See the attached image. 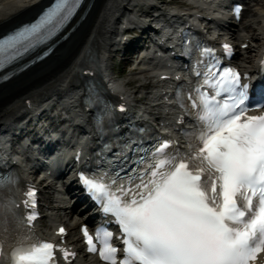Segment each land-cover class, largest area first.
I'll list each match as a JSON object with an SVG mask.
<instances>
[{
  "label": "snow or ice",
  "instance_id": "6c2138e0",
  "mask_svg": "<svg viewBox=\"0 0 264 264\" xmlns=\"http://www.w3.org/2000/svg\"><path fill=\"white\" fill-rule=\"evenodd\" d=\"M80 2L54 0L35 21L0 37V71L56 36ZM196 75L202 78L187 97L190 104L177 96L197 126L187 134L189 152L168 151L170 141L133 147L138 143L133 138L112 161L115 166L119 157L127 160L130 151L127 167L81 177L121 233L123 257L118 259L111 231L97 228L94 237L82 228L87 251L98 253L103 264H255L264 253V115H248L264 108V85L257 86L250 108L248 85H241L235 70L210 64ZM87 100L97 105V123L107 121L111 111L94 88ZM4 183L0 179V188ZM59 235H65L63 228ZM57 251L65 261L73 255L49 242L21 244L12 250L10 264H57Z\"/></svg>",
  "mask_w": 264,
  "mask_h": 264
},
{
  "label": "bare ground",
  "instance_id": "6f19581e",
  "mask_svg": "<svg viewBox=\"0 0 264 264\" xmlns=\"http://www.w3.org/2000/svg\"><path fill=\"white\" fill-rule=\"evenodd\" d=\"M91 1V8L87 13L85 19L80 23L78 28L73 31L68 38L56 46L54 52L42 62L35 64L33 67L25 70L19 75L13 77L7 82L0 84V137L10 136L12 140L17 138V135L13 133L17 130L16 125H20L25 119L31 117L33 113L44 114L46 113L52 104H57L61 102L63 107L70 109L74 117V121L79 123L82 116L79 113L81 107L77 104L81 101L82 96L85 98V88L80 83L76 71L80 66L83 65L82 72L89 69L90 71H95V76L97 83L101 86L103 85V78H107L109 73L113 72L109 67V58L112 56L114 44L113 41L117 36L119 29L122 28L124 24L127 23V31L133 30L130 20V15L134 8H137L140 0H89ZM48 0H41L34 4H27L23 0H0V33L8 30L9 28L17 25L18 23L28 19L30 16L35 14ZM89 2L87 3V5ZM169 4L168 0H163L161 6ZM259 6L264 8L263 0H260ZM164 7V6H163ZM163 11L162 7L159 9ZM138 12V11H137ZM250 13L253 18L251 19L252 24L246 23L244 29H247L244 34L235 35L233 33V40L238 41L241 38V43L245 38H251L252 41H257L258 36L250 34L251 31H254V28L257 29V24L255 20L264 13L263 10H257L254 12L249 6L246 8V14ZM145 14V13H144ZM163 16V13H161ZM80 14H78L79 16ZM126 20V21H125ZM125 21V22H124ZM71 26L68 27V29ZM126 36V33H122V36ZM239 43V44H241ZM157 44V36L154 34L151 35V45ZM151 45L147 46V53H151ZM87 50V51H86ZM121 51H116L115 55ZM126 49H124V54L115 59L116 61V73L121 71V65L126 67L129 63V59H124L121 63V57L125 56ZM85 53H88V58L85 57ZM145 54V61L143 62V67L140 66L141 71H147L151 67V56ZM119 56V54H118ZM91 57V58H89ZM121 63V65H119ZM139 72V81L141 77L142 80H147V77L151 80L149 82L143 81L139 86V81L133 82L135 87L127 88L126 84L115 82L112 78L109 79L112 87L109 89L110 94L112 91L119 92L124 91L127 95V113L128 116H132L133 112V99H137L139 96V88H141L146 96L141 99H137L138 103L142 108L146 109L147 107V97L153 96L157 91L160 92V87H151L152 84V73L151 72ZM130 84L131 80L127 81ZM107 89L105 88L104 91ZM135 91V93H134ZM137 93V95H135ZM81 97V99H80ZM132 97H134L132 99ZM31 99L33 101H31ZM160 100L156 99L154 103L150 106L151 116L154 118H165L170 114L169 107H161ZM25 103H31L34 110H27ZM108 101L106 102V104ZM29 111V112H27ZM90 117V115H88ZM4 120H7L5 124ZM124 128H125V122ZM87 126V124H86ZM87 135H90V132H86ZM5 135V136H4ZM92 133V137H93ZM21 141L22 138H19ZM4 143V140L0 138V148ZM60 145L59 143H56ZM55 150V147L50 148V152ZM54 155V152H51ZM4 154L0 153V162L5 160L3 157ZM35 158V157H34ZM16 169V168H15ZM22 173L21 169L19 171ZM5 174V173H4ZM31 175V172H26V177L28 178ZM61 175V177H59ZM65 173L55 174L52 176L54 182L53 185L49 184V187H44L41 185L37 190L47 191L48 198L52 201H55L56 204H53L51 209L47 208L49 203H46V210L48 214L43 217L41 214V223L38 226L39 232L45 233V229L51 225L49 219L55 221L57 216L61 214L66 216V209L64 206L68 204L67 199L60 200L61 187L63 185L57 186V183L63 184V177ZM13 183H16L15 176L13 175ZM56 181V182H55ZM26 188L28 185L26 182L18 185L20 187ZM75 186V181L69 182L65 186V196L68 195L69 200L73 198V187ZM55 190L56 193L55 194ZM33 191V189H30ZM29 191V192H30ZM57 197H53V195ZM80 201V198H79ZM79 201H75L73 204L75 214L74 218L70 217L68 221V228L72 231V221L78 220L77 213L79 212ZM65 203V204H64ZM44 213V212H43ZM55 213V217L51 215ZM81 217V216H80ZM47 218V220L45 219ZM49 218V219H48ZM71 244L77 247V241L73 240ZM86 261V260H85ZM83 261V262H85Z\"/></svg>",
  "mask_w": 264,
  "mask_h": 264
},
{
  "label": "rangeland",
  "instance_id": "374dc122",
  "mask_svg": "<svg viewBox=\"0 0 264 264\" xmlns=\"http://www.w3.org/2000/svg\"><path fill=\"white\" fill-rule=\"evenodd\" d=\"M249 15H251V14H249ZM110 66L112 67V61L110 62ZM130 78H132L134 80L135 78H137V76H134V75H131V76L130 75H126V76H124L125 81H127Z\"/></svg>",
  "mask_w": 264,
  "mask_h": 264
}]
</instances>
